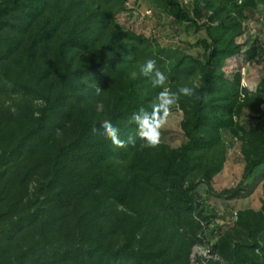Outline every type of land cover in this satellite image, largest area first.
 <instances>
[{
    "label": "trees",
    "instance_id": "16d2710c",
    "mask_svg": "<svg viewBox=\"0 0 264 264\" xmlns=\"http://www.w3.org/2000/svg\"><path fill=\"white\" fill-rule=\"evenodd\" d=\"M151 1L179 22L198 25L208 18L210 40L203 41L205 62L190 66L198 68L202 86L178 101L187 141L157 159L144 150L148 142L132 121L141 109L152 110L131 74L138 58L164 66L170 52L147 53L151 46L141 37L113 27L126 0H0V92L24 100L16 111L0 107V184L11 169L22 170L11 190L0 192L10 195L0 211V264H190L192 246L205 245L208 236L215 240L210 252L226 264H264V211H240L234 222V213L206 208L196 185L186 186L201 170L214 196L234 198L264 176V132L237 124L246 108L264 120V80L251 95L241 88L237 69L228 67L241 52L235 38L244 33L246 13H256L264 0H191L193 17L181 0ZM247 58L260 61L258 44ZM125 96L128 105L121 109ZM105 121L119 129L122 143L105 136ZM224 132L246 141L248 164L237 189L218 194L211 183L224 164ZM134 150L141 151L139 172L131 168L128 178L119 161ZM34 177L39 182L29 196ZM151 186L170 224L140 236L137 222L125 244L114 248L103 238L104 221L118 207L136 215L134 202ZM231 224L245 240L234 241ZM204 230L206 238L199 239Z\"/></svg>",
    "mask_w": 264,
    "mask_h": 264
},
{
    "label": "rangeland",
    "instance_id": "374dc122",
    "mask_svg": "<svg viewBox=\"0 0 264 264\" xmlns=\"http://www.w3.org/2000/svg\"><path fill=\"white\" fill-rule=\"evenodd\" d=\"M181 1L193 17L191 0ZM126 3H128V5L126 4V10L115 17L113 27L121 28L125 32H131L141 37V41H146L144 47L148 44L151 46L147 53H157L159 50L170 52L168 56L162 57L165 61L164 66L157 65L166 76V82L163 86L154 87L151 77L141 74L140 65L148 58H138L135 68L132 69L131 76L136 81V87L141 95L149 99L150 109L152 110L153 104L157 102V96L165 88L173 93H178L179 89L183 87L192 90L200 89L203 84L202 76L197 67L192 69L190 66H195L194 61L204 63L206 60L208 52L203 41L210 42L206 29L208 18H204L198 25H194L190 22L175 20L170 13L152 3L151 0H126ZM147 11H152L153 14L147 17L144 16ZM246 17L248 18L243 22L244 33L235 38V44L240 47L241 52L228 61V67L237 69L241 88L254 95L264 80V6H260L254 14L246 13ZM255 44L259 46L260 61H250L247 58V52ZM174 72L176 77H174ZM139 75L140 77H138ZM23 103L24 100L18 95L0 92V107L6 110L16 111ZM40 105V101H35L34 106L38 107ZM127 105L128 99H126V96L119 99L121 109H124ZM99 106V111H102L103 106ZM184 121L185 113L180 106H173L165 124L159 130V142L155 145H149L148 143L144 145V150L152 159L162 158L171 152H178L185 145L187 140L182 126ZM237 124L246 132L253 130H257L259 133L264 132V120L259 114L251 112L248 108L244 110V114ZM221 148L225 151L224 164L221 171L212 178L211 183L214 191L218 194L223 191L237 189L243 182V175L248 164L247 143L242 138L224 132ZM140 153L141 151L138 150L127 152V157L122 162L119 161L120 170L123 174L128 175V178L131 176L128 173L131 168L133 171L139 172L137 167ZM21 172L22 170L11 169L6 180L0 184V192L3 189H7L6 191L11 190L13 180L15 182L17 180L15 177H19ZM38 180V177L29 179V196L35 194ZM191 184L196 185L194 194H196L199 203L204 204L203 206L208 209H213L219 215H223L227 211L234 213V222L237 221V213L240 211H264V176L258 175L253 184L245 185L241 193L234 198L214 196L205 183L203 171L201 170L194 171L188 176L186 186L188 187ZM155 194L157 193L154 192L153 186H151L145 191L144 198L138 197L133 204L137 210L136 215H131L132 208L118 207L117 214L110 221H104L103 238L114 248H120L125 244L127 235L137 222L140 223L141 227L140 236L147 235L151 231L156 234L157 226L161 222L170 224L167 219L168 214L165 213L167 210L166 204L162 203L158 206V203H155L158 196ZM8 196L10 195L0 196V211L4 212L9 204ZM118 213L120 214L118 215ZM19 216H21V213L16 214L15 220ZM195 221L199 222L198 219ZM218 225L223 226L224 222L220 220ZM203 226L208 228L206 222L203 223ZM213 227L211 225L209 229L212 230ZM230 231L234 235L235 242L245 240L244 234L233 224H231ZM203 236L205 237V230L199 232V239ZM179 239L180 237L177 236L172 240L173 247L177 245ZM206 241L205 245L194 243L189 257L190 264H213L217 261L226 264L220 257L210 252V247L215 243L213 237L208 236Z\"/></svg>",
    "mask_w": 264,
    "mask_h": 264
},
{
    "label": "clouds",
    "instance_id": "9594fccd",
    "mask_svg": "<svg viewBox=\"0 0 264 264\" xmlns=\"http://www.w3.org/2000/svg\"><path fill=\"white\" fill-rule=\"evenodd\" d=\"M140 72L146 77H151L154 87L163 86L166 82V76L157 67L155 59L145 60L140 65ZM180 95L191 96L192 89L183 87L179 89L178 93H173L165 88L157 96V102L153 104L151 112L141 109L138 113L133 114L132 121L137 127L138 135L145 139L149 145L159 142V130L165 124L171 108L178 105ZM102 128L105 136L110 138L113 143H122L118 139L119 129L111 122L105 121Z\"/></svg>",
    "mask_w": 264,
    "mask_h": 264
},
{
    "label": "built area",
    "instance_id": "2783aa9c",
    "mask_svg": "<svg viewBox=\"0 0 264 264\" xmlns=\"http://www.w3.org/2000/svg\"><path fill=\"white\" fill-rule=\"evenodd\" d=\"M127 5H128V3H127ZM153 13H152V11H147L145 14H144V16H150V15H152Z\"/></svg>",
    "mask_w": 264,
    "mask_h": 264
}]
</instances>
